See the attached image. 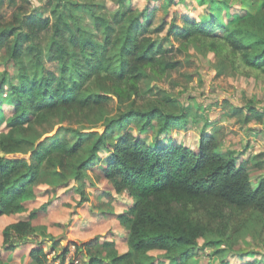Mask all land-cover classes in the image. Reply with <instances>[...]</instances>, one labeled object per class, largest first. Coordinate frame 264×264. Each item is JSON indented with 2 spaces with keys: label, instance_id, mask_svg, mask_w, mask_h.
Returning <instances> with one entry per match:
<instances>
[{
  "label": "trees",
  "instance_id": "trees-1",
  "mask_svg": "<svg viewBox=\"0 0 264 264\" xmlns=\"http://www.w3.org/2000/svg\"><path fill=\"white\" fill-rule=\"evenodd\" d=\"M19 1L11 21L3 22L0 15L4 64L12 63L19 71V82L6 76L0 80V106L4 101L13 104V112L6 117L8 127L0 131V215L27 211L26 203L36 197L38 182L48 187L68 179L83 183L102 147L109 156L97 167V174L134 202L118 214L126 229L122 250L114 247L115 242L101 243L94 237L70 240L57 257H49L40 245L48 234L41 220L47 216V203L4 226V247L13 249L17 238L25 241L33 236L39 243L30 251L35 264H195L199 248H213L210 256L238 251L240 264H264L257 250L238 243L239 236L253 228L264 245V179L253 185L246 163L221 151L212 134L201 135L192 147L149 142L128 129L122 131L125 122L138 117L147 119L149 126L157 123L164 133L185 117L166 113L162 99L148 111H120L97 129H76L72 142L56 132L33 149V140L26 134L35 125L54 116H98L110 93L119 99L136 97L147 71L162 78L176 61L168 58L171 50L150 35L164 25L152 26L146 8H107L102 0L55 4L48 0L27 10L29 0ZM121 2L115 0L116 5ZM220 2L228 6L231 0ZM251 2L252 12L226 21L215 12L203 20L185 15L183 25L171 23L167 33L173 32L179 40L178 50L193 44L202 53L212 52L231 71L264 83V0ZM45 9L52 17L40 14ZM81 14L93 21L96 33L82 25ZM46 39L44 51L41 42ZM44 56L61 63L58 75L44 70ZM68 65L72 66L69 71ZM94 83L101 86L95 95ZM6 91L9 95L4 97ZM17 152L23 154L14 156ZM79 192L80 204L86 196ZM215 241L224 247H215ZM70 245L75 249L67 257ZM83 256L86 260L79 263Z\"/></svg>",
  "mask_w": 264,
  "mask_h": 264
},
{
  "label": "rangeland",
  "instance_id": "rangeland-1",
  "mask_svg": "<svg viewBox=\"0 0 264 264\" xmlns=\"http://www.w3.org/2000/svg\"><path fill=\"white\" fill-rule=\"evenodd\" d=\"M59 0H51L55 4ZM82 1V0H70ZM110 7L119 9L132 6L136 10L146 8V13L152 16V26L163 24L157 32H151L156 42L162 43L171 50L168 58L176 61V66L159 78L149 71L139 84L138 96L130 95L119 99L116 94L110 93L108 100L103 102V109L97 115L93 113L88 118L77 115L72 117L54 116L47 121L34 126L30 135L33 140V149L49 137L59 132L72 142L78 130H94L105 119L115 117L120 111L130 108L148 111L152 105H159L156 100L165 101L166 113L185 115L179 118L166 132H160L158 124L146 125L147 119L135 117L124 123L123 130L145 138L146 140L161 143H182L194 147L200 136L212 134L219 143L221 151L236 155L237 161H244L251 175L252 184L264 179V83L254 76H244L229 69L227 64L214 56L212 52L202 53L193 44L186 50H178L179 40L174 33H167L171 23L178 27L183 25L185 15L203 20L210 13L215 12L224 21L235 15H246L255 7L251 0H231L226 6L220 0H122L116 5L115 0H102ZM48 0H29L26 9L30 10L38 5H44ZM67 2V0H66ZM19 0H2L0 15L3 22L11 21ZM71 5V3L69 4ZM51 6V5H50ZM49 6V7H50ZM226 6V8L224 7ZM72 8V7H71ZM115 9V8H114ZM109 14L113 11L107 10ZM49 10L40 12L43 16L51 15ZM52 17V15H51ZM81 23L90 32L97 29L90 18L80 15ZM47 35L49 36L50 33ZM101 35V34H100ZM100 37V36H99ZM49 40H42L44 47ZM5 49L0 51V80L3 76L19 82V71L12 63L4 64ZM6 69V70H5ZM61 63L52 61L44 56V70H52L59 74ZM72 69L68 65V71ZM4 70V72H3ZM101 86L94 83L92 94L95 95ZM7 91L3 96H8ZM135 97V98H134ZM13 112V104L4 101L0 106V131L7 129L6 117ZM97 134V131H96ZM116 134L113 135L115 137ZM24 149V148H23ZM31 148H29L30 150ZM27 149L23 150L24 152ZM28 151V150H27ZM15 154V153H14ZM17 152L14 156H20ZM96 165L88 169V176L80 183L73 179L55 186H46L38 182L37 195L27 201V211L14 214L0 215V264H35L30 255L32 248L39 243L33 236L29 240L16 239L13 249H6L3 245L2 231L6 224L26 218L30 209L47 203V216L42 222L47 226V234L40 244L49 257H57L58 252L66 247L70 240L83 242L97 238L98 242L112 241L114 247L123 249V237L126 234L125 226L119 221L118 214L128 209L134 202L133 198L124 192H115L111 182L99 177L97 167L107 159L109 152L105 148L98 150ZM82 190L86 196L78 203ZM60 222L62 225H57ZM252 229L253 231H250ZM256 230L249 228L238 238L242 248L254 249L259 252V259L264 263L263 238L256 234ZM203 238H199L201 245ZM215 247H224L222 242L215 241ZM70 257L75 249L70 245ZM213 248L198 249V255L193 259L195 264H240L242 261L236 256L238 251L227 250L213 253ZM86 257H81L82 263Z\"/></svg>",
  "mask_w": 264,
  "mask_h": 264
}]
</instances>
